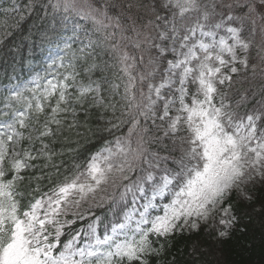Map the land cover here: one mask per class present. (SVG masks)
Returning a JSON list of instances; mask_svg holds the SVG:
<instances>
[{
  "label": "snow or ice",
  "instance_id": "6c2138e0",
  "mask_svg": "<svg viewBox=\"0 0 264 264\" xmlns=\"http://www.w3.org/2000/svg\"><path fill=\"white\" fill-rule=\"evenodd\" d=\"M34 9L48 23L24 37L28 63L46 57L45 74L0 93V264H149L217 211V239L229 238L230 197L251 201L246 189L264 184V96L246 112L244 97L230 101L241 73L264 79V0H29ZM25 19L10 0L0 33ZM86 104L111 109L110 134L126 131L61 172L50 143ZM49 166L57 179L42 186L30 173Z\"/></svg>",
  "mask_w": 264,
  "mask_h": 264
},
{
  "label": "trees",
  "instance_id": "16d2710c",
  "mask_svg": "<svg viewBox=\"0 0 264 264\" xmlns=\"http://www.w3.org/2000/svg\"><path fill=\"white\" fill-rule=\"evenodd\" d=\"M28 2L18 1L20 13L26 16L21 29L11 30L10 35L0 33V83L8 81V69L5 66L10 57L28 54L30 45L24 39L28 30L32 28L35 32L38 27L48 23L40 19L38 9H34L31 15L27 14ZM103 94L108 95L107 92ZM110 120L115 122L111 109L96 107L80 119V133L67 130L58 135V157L53 163L60 166L61 172L70 169L72 165L68 163L77 162L79 156L82 163L103 141L121 134L115 129L112 134L106 130L111 127ZM161 154H164L163 151ZM54 172L52 168L53 180L57 179ZM41 185L44 186L43 183ZM248 191L252 194L251 201L243 200L235 194L230 197L232 214L237 217V222L229 238L217 239L216 228L220 225L212 229L200 227L197 231L183 232L169 240L164 254L152 257L149 264H167L170 257L173 258L170 264H264V184L249 187ZM95 213L103 216L106 210L99 209Z\"/></svg>",
  "mask_w": 264,
  "mask_h": 264
},
{
  "label": "rangeland",
  "instance_id": "374dc122",
  "mask_svg": "<svg viewBox=\"0 0 264 264\" xmlns=\"http://www.w3.org/2000/svg\"><path fill=\"white\" fill-rule=\"evenodd\" d=\"M247 77H248V78L253 77L252 73H251V72H248V73H247ZM217 212H219V211H217ZM217 212H216V213H217ZM210 221H212V220H209L208 222H210ZM203 224H204V223H203Z\"/></svg>",
  "mask_w": 264,
  "mask_h": 264
}]
</instances>
